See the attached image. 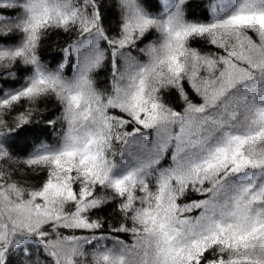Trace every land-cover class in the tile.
I'll list each match as a JSON object with an SVG mask.
<instances>
[{"label": "snow or ice", "instance_id": "snow-or-ice-1", "mask_svg": "<svg viewBox=\"0 0 264 264\" xmlns=\"http://www.w3.org/2000/svg\"><path fill=\"white\" fill-rule=\"evenodd\" d=\"M193 7L0 0V264H264V0Z\"/></svg>", "mask_w": 264, "mask_h": 264}, {"label": "trees", "instance_id": "trees-1", "mask_svg": "<svg viewBox=\"0 0 264 264\" xmlns=\"http://www.w3.org/2000/svg\"><path fill=\"white\" fill-rule=\"evenodd\" d=\"M198 2L199 0H194L193 12L198 11V9L195 7V4ZM42 55L46 57L49 60V62H51L53 58H58L60 53L58 48L55 47L54 45H46L45 48L42 50ZM55 112H57V106L54 104H49L46 107V111L43 114L47 116ZM31 135L32 133L22 134V142L20 144V148L22 150H29V145L32 143V140L30 139ZM52 139H55V133H52Z\"/></svg>", "mask_w": 264, "mask_h": 264}]
</instances>
